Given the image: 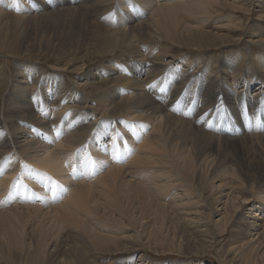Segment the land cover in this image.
Wrapping results in <instances>:
<instances>
[{
  "label": "bare ground",
  "instance_id": "1",
  "mask_svg": "<svg viewBox=\"0 0 264 264\" xmlns=\"http://www.w3.org/2000/svg\"><path fill=\"white\" fill-rule=\"evenodd\" d=\"M249 3L0 0V44L30 58L26 45L31 53L46 52L54 69L14 60L17 76L7 78L0 65V97L6 95L0 114V264H107L95 252L89 258L82 243L101 253H129L144 232L155 237L160 231L171 249L202 258L216 253L217 233L230 236L234 245L222 251L223 264H233L246 250V261L264 264L263 134L228 139L198 130L195 121L172 115L168 102L156 100L157 87L154 94L146 88L153 80L160 88L168 78L164 91L173 97L197 92L196 113L204 127L210 126L216 104L217 127L224 123L221 115L228 119V110L241 111V99L255 106L264 98V0ZM116 7L115 27L95 23ZM242 11L260 19L246 28ZM80 13L95 21L86 22ZM56 16L62 17L58 44L54 33L45 32V22ZM80 22L88 30L85 40ZM38 29L40 41L25 44ZM117 49L130 56H115ZM195 50L208 52L196 55ZM69 54L74 58L64 60ZM89 56L99 58L100 65H88ZM70 71L84 72L62 86ZM90 86L102 90L92 96ZM221 128L232 132L227 123ZM83 144L87 150L75 159L70 151ZM129 147L132 159L123 166L115 163ZM97 186L110 188L114 199L103 188L92 204ZM117 199L126 203L122 209L131 219L120 225L136 227V239L108 235V214L125 217ZM143 219L151 222L143 225ZM122 263L134 264L133 258Z\"/></svg>",
  "mask_w": 264,
  "mask_h": 264
},
{
  "label": "rangeland",
  "instance_id": "2",
  "mask_svg": "<svg viewBox=\"0 0 264 264\" xmlns=\"http://www.w3.org/2000/svg\"><path fill=\"white\" fill-rule=\"evenodd\" d=\"M244 1H249L252 6L256 5V2L257 0H244ZM253 2V4H252ZM118 7V6H117ZM117 7L115 8V10L108 14L106 18L104 17H100L98 18V20L95 22V23H98L100 25H106L107 26V22L111 23L114 27H115V23L113 20V18L111 17L114 14H116V9ZM252 9H254V7H252ZM240 14L245 17V22L248 21V23H245V27L246 28H249L250 26H252L254 20H259L260 18L257 17V14H253L251 13L252 17L249 18L246 14V12L242 11L240 12ZM80 15H83L86 19V22H94L95 20H93L89 15H86V13H80ZM248 17V19H247ZM103 18V19H102ZM109 21H108V20ZM250 19V20H249ZM106 21V22H104ZM104 22V23H103ZM113 22V23H112ZM102 23V24H101ZM106 23V24H105ZM61 24H62V17L61 16H56L55 18H53L52 20H50L48 23L45 22V32H47L48 34L51 32V33H54V40L56 41V43L58 44V40L59 37H60V32H61ZM97 24V25H98ZM124 24V23H123ZM99 25V26H100ZM41 35H42V30L41 29H38L37 31L33 32L32 34H30V39L29 40H26L24 43L27 44V43H31L33 42L34 40H36L37 42L40 41L41 39ZM79 35L82 37V40H85L88 36V30L85 28V26L83 25L81 27V22H80V32H79ZM72 44V42L70 43ZM237 44V43H235ZM234 44H232L233 46ZM26 49L28 51V53L31 55V58L26 56V55H22L19 51L20 50H17L15 48H12V47H3L1 44H0V65L2 66H5V76L7 78H10L12 76L16 77L17 76V70H16V65H14V60H19V63L20 65L21 64H28L29 63H39L41 64V68L44 70V71H49V72H52L54 69L51 68V64L49 62V59L51 58V56L49 54H47L46 52H37V53H31L29 51H32L33 48L32 47H29L28 45H26ZM187 52H190V51H187ZM196 52V55L198 54H206L208 51H205V52H199L197 50H195ZM254 53L256 52H259L258 49L254 48L253 50ZM114 55L117 56V57H122L123 55H126L127 57L130 56V53L128 51L126 52H123L121 51L120 49H117L115 52H114ZM74 57L69 54L67 56H63V59L64 60H72ZM109 58L111 59L112 57L109 56ZM123 60H126L124 58H122ZM88 62V65H92V66H99L100 65V59L97 58L96 56H89V59L87 60ZM92 66H89L88 69H85L87 71L91 70L93 67ZM51 68V69H50ZM17 71V72H16ZM84 71H80V72H72L70 71L68 73V76L66 77V81L63 82L61 85L62 86H65V87H68L70 84L76 82V79H75V75H78V74H83ZM128 72H131V71H128ZM165 74V72H164ZM163 74V75H164ZM125 75V74H124ZM170 82V79H166L164 80V82L161 84L160 88L157 86L158 83L156 81H151L150 82V85L146 88H148L147 90L149 91V93L151 94H154V92L152 91V87H157V89H159L158 93L155 94L157 96L156 100L160 101V103H166L168 102L167 104H170V112L172 115L174 116H177L180 118H184L186 120H192V121H195L197 123V129L201 130V131H208L209 133H217V134H220L222 136H224V138L228 137V139H235V138H239V137H244V136H248L250 135L251 133H254V134H259V135H262L264 136V98L262 99H259V101L257 102V104L255 106L251 105L248 101H246L245 99H241V111L239 112H233V111H230L228 110L229 112V117L228 119H224V116L221 115V120H223L224 123H227L228 125V128L232 129V132L231 131H228L227 129H222L221 126L224 125V123H220L219 126L217 127V116L219 114V108L220 106L218 104L215 105V108H211L210 111L213 112V116L209 119V121L207 122V125H210L208 127H206L207 129L205 130V127L203 126V124H205L201 119L198 118V112L196 113V111H198L197 109L200 107V97L198 95V93L196 92L195 95H190L188 96L186 94V91H183L181 95L179 96H172L168 89V91H164L165 88L167 87L168 83ZM163 87V88H162ZM257 88V86H253L252 87V91H254L255 89ZM102 88L100 86H90L89 87V90H88V93H90L92 96H95L99 91H101ZM166 92V93H165ZM170 92V93H169ZM201 94V93H200ZM168 96V97H167ZM170 96V97H169ZM187 96V97H186ZM192 96V97H191ZM185 99H184V98ZM172 98V100H171ZM175 98V99H174ZM181 98V99H180ZM191 99V100H189ZM165 100V101H164ZM168 100V101H167ZM174 100V101H173ZM177 100V101H176ZM5 101H6V95H2L0 97V114L2 112V107L3 105L5 104ZM163 101V102H162ZM170 101V102H169ZM193 103H192V102ZM187 102V103H186ZM247 102V103H246ZM173 103V104H172ZM182 103V104H181ZM198 103V104H197ZM172 104V105H171ZM192 104V105H191ZM261 104V105H259ZM263 104V105H262ZM175 107H174V106ZM79 108H84L82 106H78ZM218 107V108H217ZM254 107V109H252ZM183 108V109H182ZM251 109V110H250ZM183 110V111H182ZM190 110V111H189ZM259 110V111H258ZM180 111V112H179ZM182 111V112H181ZM217 111V112H216ZM250 112V113H256L257 116L255 117H250L247 112ZM48 112V111H47ZM185 112H186V115H185ZM188 112V113H187ZM189 114V115H188ZM192 114V115H190ZM48 115H49V112H48ZM47 115V117H48ZM217 115V116H216ZM196 117V118H195ZM246 117V118H245ZM60 118V117H59ZM58 118V119H59ZM87 118V117H86ZM121 117H119L118 119H120ZM56 121V124L57 125L59 122H60V119ZM88 119V118H87ZM91 120V117L89 120L85 121L83 123V126L88 124ZM109 121H113L114 119H111L109 118L108 119ZM246 120V121H245ZM251 120V121H250ZM254 120V122H253ZM260 120V121H259ZM247 122V123H246ZM249 122V123H248ZM251 122V123H250ZM261 122V123H260ZM86 123V124H85ZM209 123V124H208ZM254 123V124H253ZM0 124H1V120H0ZM123 123H120V126L122 125ZM216 124V125H215ZM213 128H212V127ZM239 126H241V129L243 130L241 133V129L239 128ZM253 127V128H252ZM217 128L218 130H220V132L217 131ZM263 128V129H262ZM96 130H98V128L96 127L95 128ZM93 130L89 137H92L93 136V133L96 131V130ZM54 130V129H52ZM254 130V131H253ZM257 130V131H256ZM99 131V130H98ZM126 129H122V133L125 132ZM225 131V132H224ZM222 132V133H221ZM239 132V133H238ZM260 132V133H258ZM116 133V129L114 130V134ZM215 133V134H216ZM216 134V135H217ZM244 134V135H243ZM247 134V135H246ZM111 133H107V140H110L111 138ZM128 135H131L130 133H128ZM243 135V136H242ZM107 140H105V142H107ZM137 140V137L134 136V139L132 141H136ZM85 144V143H84ZM81 145L79 147H76V149L74 148L73 150L70 151V153L73 155V157L75 159L79 158L82 156V154L87 150L85 149V146ZM80 148V149H79ZM84 150V151H83ZM127 151H125L122 155H120L118 158H120L121 156L122 157V161L121 163H119L118 161L115 162L117 164H121V166L123 165H126L128 163V161H130L132 159V155L134 154L132 148L129 147V149H126ZM83 151V152H82ZM133 152V153H132ZM81 155V156H80ZM125 159V160H123ZM111 164V163H110ZM103 169V167H102ZM102 169L100 170V172L102 173ZM99 187V188H98ZM117 187L122 189V192L124 190V187L120 185L119 183V180L117 181ZM104 187H101V186H97L93 189V195H94V200H92V204H95L96 200H100L101 199V195L100 194H104L106 193V195H111L112 198H113V191L110 189V188H104ZM104 191V193H103ZM114 199V198H113ZM63 201L60 200L59 202ZM116 205L118 207L121 208V210L124 212V210L122 208H125L126 206V203L123 202L122 200H119L117 199L116 200ZM136 206L139 208V212L140 213H143L144 212V207L140 206L139 205V202L136 200ZM92 205H90L88 208L91 209ZM93 208V207H92ZM91 211V210H90ZM101 213V212H100ZM125 214V212H124ZM147 218H156L155 215H147ZM34 219V218H32ZM86 220H88V217H85ZM129 220V221H128ZM150 219H143L141 221V223L143 225H146L148 222L150 223L151 220L149 221ZM105 221L107 223H109V228L111 231L108 235H111L112 237H116L117 238H120V235L121 234H126L128 237H131V236H134V234L138 231V229L134 226H126L125 224H129L131 222V219L125 214V217L122 219L120 218V215L119 213H110L108 214V216L105 218ZM123 222L125 223L123 226L120 225V222ZM86 222V221H85ZM120 225V227L118 226ZM161 232V231H160ZM155 237H153L152 235H147V234H144L143 233V240L142 242L141 241H138L136 244H135V249L132 250L131 252H121L119 251L118 253L116 252H107V253H101L99 251H95V249L92 248V246L88 245L87 243H82V247L84 249V251L88 254V257L90 258L92 255V253H97L98 256H100L101 258H104L105 260H107V264H123L122 262L126 259V258H129V257H132L133 258V263L134 264H151L154 263V264H172V263H175V262H181V261H188V262H192L194 264H200V263H204V264H223L222 263V260L220 258V256H222V251L226 248L230 249L232 248V245H234V241L232 240V238L230 236H227L226 238L225 237H222L221 234H216V243L215 244V252L216 253H213L212 255H205V257H198V256H192V255H188V254H185V253H182V252H177L176 250L174 249H171V247L167 246V241H166V237H164V232L160 233ZM119 235V236H118ZM148 238H146V236ZM162 235H164L162 237ZM145 236V238H144ZM151 236V237H149ZM159 236V238H158ZM162 237V238H161ZM134 238L136 239V237L134 236ZM165 238V240H164ZM151 239V240H150ZM163 240V241H160V240ZM161 242V243H160ZM165 242V243H164ZM155 244V245H153ZM163 245V246H162ZM86 246V247H85ZM157 246V247H156ZM158 246L161 247V249L157 250ZM227 246V247H226ZM92 248V249H91ZM158 252H157V251ZM201 251V250H200ZM199 251V252H200ZM203 251V250H202ZM201 251V253H202ZM173 252V253H172ZM177 252V253H176ZM120 253V254H119ZM172 253V254H171ZM176 253V254H174ZM250 254V251L249 250H246L245 252V255L243 256L242 254H238L235 258V261L233 264H250L249 261H246V259H248V255ZM146 256V257H145ZM233 257V256H232ZM93 258V257H92ZM123 258V259H122ZM171 258V259H170ZM238 258V259H237ZM120 259V260H119ZM154 262H152V260ZM165 259V260H164ZM175 259V260H174ZM184 259V260H183ZM231 259V258H229ZM243 259V260H242ZM93 260H95L93 258ZM118 260V261H117ZM123 260V261H122ZM178 260V261H177ZM141 261V262H140ZM149 261V262H148ZM95 263L96 264H100L98 261L95 260ZM252 264V263H251Z\"/></svg>",
  "mask_w": 264,
  "mask_h": 264
}]
</instances>
